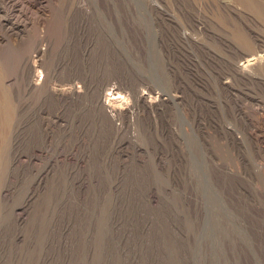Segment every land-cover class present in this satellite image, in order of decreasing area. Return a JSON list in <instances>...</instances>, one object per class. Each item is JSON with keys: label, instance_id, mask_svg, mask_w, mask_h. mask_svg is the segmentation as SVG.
Here are the masks:
<instances>
[{"label": "rangeland", "instance_id": "1", "mask_svg": "<svg viewBox=\"0 0 264 264\" xmlns=\"http://www.w3.org/2000/svg\"><path fill=\"white\" fill-rule=\"evenodd\" d=\"M0 39V264H264V0H0Z\"/></svg>", "mask_w": 264, "mask_h": 264}, {"label": "bare ground", "instance_id": "2", "mask_svg": "<svg viewBox=\"0 0 264 264\" xmlns=\"http://www.w3.org/2000/svg\"><path fill=\"white\" fill-rule=\"evenodd\" d=\"M50 1V0H49ZM82 1H84V0H82ZM87 1V0H86ZM119 1V0H118ZM129 1H132V0H129ZM48 2V1H47ZM81 3V2H80ZM150 3V2H149ZM133 4V3H132ZM146 4V3H145ZM77 5V4H76ZM79 6V5H78ZM15 6H12L11 8H14ZM150 7V6H149ZM79 9V8H78ZM85 9V8H84ZM137 9H139V8H137ZM146 9H147V7H146ZM155 9V8H154ZM154 9L153 8H150L149 9V11L150 12H154ZM81 11V10H80ZM140 11V10H139ZM142 11V10H141ZM41 12V11H40ZM82 12H84V10L82 11ZM86 12V11H85ZM42 13V12H41ZM41 13H40V15H41ZM79 14V13H78ZM86 14V13H85ZM41 16H43V15H41ZM74 16V15H73ZM83 16H84V14H83ZM83 16L81 17V19L83 18ZM85 16H88V15H85ZM94 18V17H93ZM28 19V18H27ZM45 19V18H44ZM86 19H87V17H86ZM38 20H39V22L40 23H42L43 24V18L42 17H38ZM88 20V19H87ZM27 21V20H26ZM26 21H24L23 22V25L21 26V30H20V33H17V34H21V36L22 37H24V38H26L28 41H30L31 40V38H32V33L33 34H35V32H33V31H31L32 29H29V26L27 25V23H26ZM89 21V20H88ZM28 22V21H27ZM80 22V23H79ZM36 23V22H35ZM41 24V25H42ZM45 24V23H44ZM86 24H88L87 22H84L83 20H81V21H79L78 20V24H76L77 26V30H78V32H80V31H84V30H86ZM96 24V23H95ZM13 25H15V24H13ZM12 26V25H11ZM10 26V27H11ZM16 26V25H15ZM18 26V25H17ZM84 26V27H83ZM75 27V28H76ZM11 30H14V27L13 28H11ZM34 30V29H33ZM35 31H36V29H35ZM73 32H75V30L73 31ZM76 33V32H75ZM73 35H74V33H73ZM72 35V36H73ZM79 35V34H78ZM69 44V43H68ZM76 45V44H75ZM87 45V44H86ZM2 46H3V41H2V39H0V49L2 48ZM93 46V45H92ZM70 47V46H69ZM87 47V46H86ZM74 48V47H73ZM88 55V54H87ZM89 56V55H88ZM28 59H29V57H27L26 58V60L24 61V68L25 69H29V64H28ZM83 59H85V61H88V59L89 58H87V56H86V54H85V56L83 57ZM87 59V60H86ZM79 63V62H78ZM83 63V62H82ZM86 63V62H85ZM73 65H74V63H73ZM76 66V65H75ZM81 66H82V68L83 67H85L84 66V63L83 64H81ZM89 66V65H88ZM39 67L41 68L42 67V64L41 63H39ZM78 67V66H77ZM90 67V66H89ZM94 67V66H93ZM99 69V68H98ZM84 71V70H83ZM93 71V70H92ZM59 72H58V70H57V68H56V70L53 72V74H52V76L51 77H49V75H47L46 77H45V79H44V81H43V83L41 84V86L39 87L43 92H44V101H46V100H48V98H49V100H53V99H55V100H60V99H63L64 100V98H63V96H62V94H63V91L61 90V89H51L50 88V86H49V82H50V79H52V78H55V79H57V76L59 75L58 74ZM89 73V72H88ZM90 74H91V71H90ZM58 77H60V76H58ZM53 80V79H52ZM75 80H78L79 82H81V84H82V88H83V92H82V98L83 97H85V100L87 99L88 100V95L90 94V96L93 94V93H95V91H97V89H98V87H101L102 85H99V84H97L96 85V82L94 81L93 82V76L92 75H89V74H87V73H75V74H71L70 75V77H68V79H67V81L68 82H71V81H75ZM32 84L31 83H28V88H29V90H34V89H39L38 87H35V86H31ZM28 90V91H29ZM69 93V92H68ZM88 96V97H87ZM94 96V95H93ZM87 97V98H86ZM86 100V101H87ZM43 101V102H44ZM82 101V100H81ZM83 101H84V99H83ZM94 102V103H93ZM92 103H90V105H92V107H93V109H96V108H98V109H100L101 107H100V104H99V101L98 100H96V102L95 101H93ZM56 103V102H55ZM82 103H84V102H82ZM46 104V103H45ZM44 104V105H45ZM49 104H50V102H49ZM47 105H48V103H47ZM84 105V104H83ZM88 106V105H87ZM85 107V106H84ZM91 107V108H92ZM89 108H90V106H89ZM88 108V109H89ZM90 110V109H89ZM94 111V110H93ZM129 111V110H128ZM128 111H118V117L120 116V117H122V118H124V117H126L127 116V114H128ZM100 122V121H99ZM97 126V125H96Z\"/></svg>", "mask_w": 264, "mask_h": 264}]
</instances>
